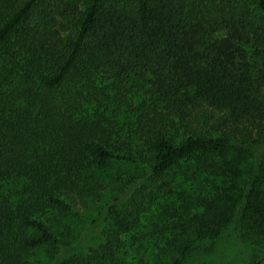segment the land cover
I'll use <instances>...</instances> for the list:
<instances>
[{
    "label": "trees",
    "instance_id": "16d2710c",
    "mask_svg": "<svg viewBox=\"0 0 264 264\" xmlns=\"http://www.w3.org/2000/svg\"><path fill=\"white\" fill-rule=\"evenodd\" d=\"M108 171L77 253L58 217ZM234 228L264 246V0H0V264H187Z\"/></svg>",
    "mask_w": 264,
    "mask_h": 264
},
{
    "label": "rangeland",
    "instance_id": "374dc122",
    "mask_svg": "<svg viewBox=\"0 0 264 264\" xmlns=\"http://www.w3.org/2000/svg\"><path fill=\"white\" fill-rule=\"evenodd\" d=\"M109 173L111 171L95 172L87 178L76 217H72L71 220L68 216L61 219L58 217L56 225L59 227V233H68L71 238L80 241L76 249L77 253L85 251L88 247H95L99 243L102 225L94 227L92 221L98 220L97 215H99L101 204L110 200L118 192L117 185L109 177ZM39 255L43 260L51 256L46 251ZM254 255L264 264V246L255 247L247 241H242L237 235V229L234 228L213 243L194 249L187 264H251Z\"/></svg>",
    "mask_w": 264,
    "mask_h": 264
}]
</instances>
